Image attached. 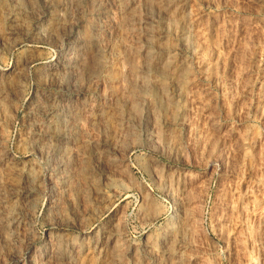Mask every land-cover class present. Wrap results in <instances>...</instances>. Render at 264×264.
<instances>
[{"label": "rangeland", "instance_id": "obj_1", "mask_svg": "<svg viewBox=\"0 0 264 264\" xmlns=\"http://www.w3.org/2000/svg\"><path fill=\"white\" fill-rule=\"evenodd\" d=\"M21 1L10 22L0 0V264H264V0Z\"/></svg>", "mask_w": 264, "mask_h": 264}, {"label": "bare ground", "instance_id": "obj_2", "mask_svg": "<svg viewBox=\"0 0 264 264\" xmlns=\"http://www.w3.org/2000/svg\"><path fill=\"white\" fill-rule=\"evenodd\" d=\"M46 1L52 2L53 0H46ZM8 5H9V10L7 9L8 12L6 11L7 12L6 13V18L7 19L6 20H9L10 22H15L17 20V18L19 17V15L21 13L25 12L28 9V5L27 4H24L21 0H8ZM64 5H65V0L62 1V3L60 4V7H58V8H61ZM56 20H58V19H56ZM35 30H36V34H40L43 31V30H41V27L40 28L36 27ZM73 42H78V40H73ZM68 50H76V49L74 47H68ZM54 61L56 63L54 64V66H51L50 65L47 68L46 74L47 73L48 74H52V72H53L52 70L55 67H58V68H61L62 69V72H63V75H64V74L67 73V71L69 73V69H71L74 66L73 60L66 59L62 63V56L56 57L54 59ZM45 112H46L45 115H49V118H47V120H49L50 118H52V122H53L54 125L57 126V128H60V127L61 128H64V129H61V130H57L56 131V133H55L56 138L57 139H65L67 137V132H66L65 129H66V126H67V124H66L67 123V119L66 118L68 117V113H69L68 112V107L64 103L54 104V105L51 104V105L48 106V108H46L45 110H42V113H45ZM47 120H45V123L48 124L50 121H47ZM34 124H35V122H34ZM36 131H37V129H34V132H36ZM32 193H33V190L31 188H28L27 190L23 191V195H24L23 198L25 199V198L29 197Z\"/></svg>", "mask_w": 264, "mask_h": 264}]
</instances>
